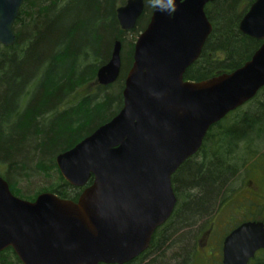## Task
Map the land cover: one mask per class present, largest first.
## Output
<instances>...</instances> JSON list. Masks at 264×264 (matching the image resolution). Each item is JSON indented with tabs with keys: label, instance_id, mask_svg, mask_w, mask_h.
I'll use <instances>...</instances> for the list:
<instances>
[{
	"label": "water",
	"instance_id": "obj_1",
	"mask_svg": "<svg viewBox=\"0 0 264 264\" xmlns=\"http://www.w3.org/2000/svg\"><path fill=\"white\" fill-rule=\"evenodd\" d=\"M23 1L0 0L5 47L15 41L13 24ZM212 1L181 0L171 15L168 0L155 3L133 46L121 109L55 157L63 178L82 188L77 200L52 192L25 200L0 175V252L12 248L22 264H124L148 249L176 204L172 175L196 154L213 124L264 86V0H254L238 25L262 41L251 58L229 73L184 80L211 33L204 7ZM144 7V0L119 6L120 28L132 30ZM120 69L116 40L96 82L114 83ZM262 249L264 223L244 221L225 236L220 264H248Z\"/></svg>",
	"mask_w": 264,
	"mask_h": 264
},
{
	"label": "trees",
	"instance_id": "obj_2",
	"mask_svg": "<svg viewBox=\"0 0 264 264\" xmlns=\"http://www.w3.org/2000/svg\"><path fill=\"white\" fill-rule=\"evenodd\" d=\"M124 1L24 0L13 25L14 44L0 45V175L14 195L33 200L52 192L76 200L80 194L81 189L62 177L55 157L121 109L135 36L157 0H144V11L129 32L116 19ZM253 1L213 0L205 5L212 30L199 58L186 69L185 80L229 73L251 58L262 41L244 35L238 25ZM116 40L121 42L120 74L114 83L101 86L96 71L109 60ZM258 166H264V86L209 128L198 152L172 177V215L155 231L149 248L124 264H194L188 243L193 229L228 205L234 180ZM43 178L45 186L33 196L18 189L22 182ZM257 220L264 222V216ZM175 245L180 247L169 260L165 252ZM0 264L22 263L6 248ZM249 264H264V249Z\"/></svg>",
	"mask_w": 264,
	"mask_h": 264
},
{
	"label": "rangeland",
	"instance_id": "obj_3",
	"mask_svg": "<svg viewBox=\"0 0 264 264\" xmlns=\"http://www.w3.org/2000/svg\"><path fill=\"white\" fill-rule=\"evenodd\" d=\"M128 37L132 38L134 35L129 34ZM136 38L137 35L135 40ZM45 182V178L36 180L35 183L22 182L18 185V189L23 195L33 196L42 186H45ZM232 188L234 191L231 194L230 203L221 207L220 210L217 209L218 212H214L208 220V222H213L208 238L205 239L206 236H204L208 222H203L193 229L188 243L192 246L191 258L193 254L194 264H219L218 252H221L223 237L238 223L257 220L260 216H264V166H258L250 172L241 174L234 180ZM179 247L175 245L166 250L165 255L169 260L177 254Z\"/></svg>",
	"mask_w": 264,
	"mask_h": 264
},
{
	"label": "clouds",
	"instance_id": "obj_4",
	"mask_svg": "<svg viewBox=\"0 0 264 264\" xmlns=\"http://www.w3.org/2000/svg\"><path fill=\"white\" fill-rule=\"evenodd\" d=\"M179 2H181V0H168V8L166 9V11L169 15L173 14L176 11Z\"/></svg>",
	"mask_w": 264,
	"mask_h": 264
},
{
	"label": "flooded vegetation",
	"instance_id": "obj_5",
	"mask_svg": "<svg viewBox=\"0 0 264 264\" xmlns=\"http://www.w3.org/2000/svg\"><path fill=\"white\" fill-rule=\"evenodd\" d=\"M151 12H152V10H151ZM150 15H151V13H150ZM207 233H208V236H209L210 233H211V231H208ZM219 255H220V256H219ZM218 256L220 257V261H221V252H218ZM218 256H217V257H218Z\"/></svg>",
	"mask_w": 264,
	"mask_h": 264
}]
</instances>
